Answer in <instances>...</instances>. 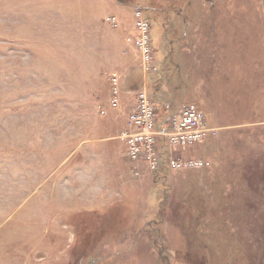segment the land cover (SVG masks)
I'll list each match as a JSON object with an SVG mask.
<instances>
[{"label": "rangeland", "instance_id": "rangeland-1", "mask_svg": "<svg viewBox=\"0 0 264 264\" xmlns=\"http://www.w3.org/2000/svg\"><path fill=\"white\" fill-rule=\"evenodd\" d=\"M136 6L157 128L188 101L233 124L187 146L158 135L156 170L120 138L144 81ZM0 264H264V0H0Z\"/></svg>", "mask_w": 264, "mask_h": 264}, {"label": "built area", "instance_id": "built-area-1", "mask_svg": "<svg viewBox=\"0 0 264 264\" xmlns=\"http://www.w3.org/2000/svg\"><path fill=\"white\" fill-rule=\"evenodd\" d=\"M133 13L137 33L134 45L139 53L143 72L149 73L153 69L154 63L151 22L140 6H136ZM110 19L114 25H118L117 15L111 16ZM110 85L109 104L112 108L117 109L121 104L122 77L112 74ZM100 112L105 114L107 108L101 106ZM156 114L151 95L146 89L140 90L137 94L135 109L128 115V127L120 134V138L126 146L128 158L134 161H145L153 170L160 166L158 135L163 134L170 146H187L201 141L214 130L208 125L206 113L194 102L184 103L176 112L172 113L169 126L164 131L157 128ZM207 164L208 161L199 157L186 159L170 157L169 160V165L178 169L203 167Z\"/></svg>", "mask_w": 264, "mask_h": 264}, {"label": "crops", "instance_id": "crops-1", "mask_svg": "<svg viewBox=\"0 0 264 264\" xmlns=\"http://www.w3.org/2000/svg\"><path fill=\"white\" fill-rule=\"evenodd\" d=\"M136 36H137V33H136V31H135V29H134V34H133V45H134V40H135V38H136ZM134 47H135V45H134ZM136 49V48H135ZM141 71H142V69H141ZM143 72V71H142ZM144 73V72H143ZM144 75V81L142 82V85H141V87L138 89V90H142V89H146L147 91H148V82H147V80H148V77L149 76H151V75H147V74H143ZM150 79H151V77H150ZM206 79H209V80H213V77H212V75L210 76L209 75V77H207ZM110 84V83H109ZM209 85H210V83H209ZM209 85H208V87H209ZM109 92H111V85H110V88H109ZM149 92V91H148ZM150 94V93H149ZM151 95V94H150ZM122 101H123V81H122V96H121V104H122ZM188 102H194V103H197V102H195V101H188ZM185 103V102H184ZM184 103H182V104H184ZM187 103V102H186ZM181 104V105H182ZM198 104V103H197ZM199 105V104H198ZM108 106H109V104H108ZM108 106H106L105 108H107V112L106 113H108V111L110 110V107L108 108ZM121 106V105H120ZM200 106V105H199ZM201 107V106H200ZM175 108H176V106H175ZM180 108V107H179ZM179 108H176V111L179 109ZM202 108V107H201ZM111 109H114V108H111ZM157 110V109H156ZM202 110L206 113V111L202 108ZM206 116H207V113H206ZM207 120H208V116H207ZM208 125L210 126V127H212V128H214V130L211 132L213 135H217V133H218V131H219V127H220V129H221V127H223V126H231V125H233L232 123L231 124H228V125H225V124H217V123H211L210 124V122H209V120H208ZM239 125V124H238ZM218 130V131H217ZM210 133V135H212ZM209 135V136H210ZM124 143V142H123ZM124 149H126V146H125V144H124ZM161 148V147H160ZM186 151H189L188 149H186ZM125 155H126V152H125ZM199 158H202V157H199ZM204 159V158H203ZM206 161H208V163L210 164V161L209 160H207V159H205ZM208 164V165H209ZM110 168H111V178H112V181H111V183L112 184H114V181H118V182H121V183H124V182H126L127 181V179H126V177H127V175L128 174H130L131 172H129L128 171V169L127 168H124V166H123V164H117L116 162H115V158H114V160H113V162H111V165H110ZM132 175H134L135 176V173H133ZM136 181H137V184H139V179H135ZM136 184V185H137ZM140 185V184H139Z\"/></svg>", "mask_w": 264, "mask_h": 264}]
</instances>
